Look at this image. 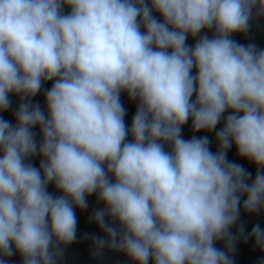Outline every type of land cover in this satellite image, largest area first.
Listing matches in <instances>:
<instances>
[{
	"label": "clouds",
	"instance_id": "9594fccd",
	"mask_svg": "<svg viewBox=\"0 0 264 264\" xmlns=\"http://www.w3.org/2000/svg\"><path fill=\"white\" fill-rule=\"evenodd\" d=\"M260 17L264 0H0V112L21 101L15 124L0 116V264H59L93 194L95 255L234 264L241 239L264 252V228L238 224L264 212V49L232 38ZM122 93L138 101L130 127ZM222 118L216 152L182 135Z\"/></svg>",
	"mask_w": 264,
	"mask_h": 264
},
{
	"label": "crops",
	"instance_id": "0c3cea01",
	"mask_svg": "<svg viewBox=\"0 0 264 264\" xmlns=\"http://www.w3.org/2000/svg\"><path fill=\"white\" fill-rule=\"evenodd\" d=\"M70 11V9L65 8V12ZM204 32L202 31L200 35H203ZM209 36L211 34L207 33ZM251 43H255L259 49H264V17L255 18L252 23L250 30L247 33ZM199 37L193 38L189 36L187 38L186 43L189 45H194L196 42V39ZM10 100L12 102L11 108L6 112H0V116H3L4 119L10 121L12 124H15V116L14 112L15 109L20 104V97L18 95L10 94ZM121 99L126 103L128 109L132 113V115L135 114L138 101L130 100L128 98L127 93L121 94ZM193 99H195V95L193 96ZM32 103L36 104L39 103L42 110L46 111V104L44 101L43 96V89L41 93L37 94L35 97L32 98ZM228 113H225V116ZM191 120L188 121L187 124L183 126L182 129V135L185 139H190L193 135L197 137L207 136L210 141V150L212 152L217 151V141L215 139V131L219 130L224 125L223 118L221 119V122L217 125L216 130L212 132L207 131H201V132H193L191 128ZM40 160V158H39ZM53 195L59 196L62 193L58 192L57 190H54L51 192ZM88 200V208L86 210L81 211L80 209H76V216H77V233H87L89 230V227L94 222H89V217L92 215V213L99 208H104L105 205L102 202H99L97 199L96 194H93L92 196L87 197ZM239 223H243L245 225V234L251 232V229L256 225L259 224L261 228H264V212L259 214H248L245 212H241L240 219L238 221ZM232 231H236V228H233ZM104 233L101 231V236H103ZM248 244H255L253 239H248L247 242H244L243 239H241L236 246V251L233 254V258L236 256L237 249L243 248L244 246ZM216 247L223 249L224 245L223 242H217ZM81 252L83 253V264H107V263H116L120 261L123 258H126L127 256L123 253L112 251L105 249L101 255H95L94 249L90 250L89 245H82L81 246ZM12 257L9 258V264L11 262Z\"/></svg>",
	"mask_w": 264,
	"mask_h": 264
},
{
	"label": "trees",
	"instance_id": "16d2710c",
	"mask_svg": "<svg viewBox=\"0 0 264 264\" xmlns=\"http://www.w3.org/2000/svg\"><path fill=\"white\" fill-rule=\"evenodd\" d=\"M156 15L157 18H160L159 14ZM207 33L211 35L213 34L211 30H209ZM232 38L244 45L251 43L247 34H242V33L233 34ZM193 75H195V69H193ZM52 83H53L52 81L46 82L43 88L44 89L50 88ZM121 101L126 109L125 123L130 127L133 115L128 109L126 103L122 99ZM33 131L36 133V139L39 142L41 139L39 127L37 126L36 128L33 129ZM129 139H131V137H129ZM227 158L229 161L241 164L249 173H251L252 179L255 178L257 166L248 159L240 157L237 154V149L235 145H233L229 149L227 153ZM31 163L34 166L38 167L39 157L31 159ZM54 190H56L54 185L48 186V191L50 193ZM242 203H243V198L241 200V204ZM93 235L101 236V230L95 223H93L89 227L87 233L76 232V240L72 244L64 248L63 256L60 259L59 264H83V253L81 252L80 248L82 245H89V249L93 250L94 246H93V241L91 239ZM262 259H264V252H261V250L255 246V244H248L243 248L237 249L236 256L234 258V264H258V261ZM10 264H22V258L18 253L12 256ZM107 264H133V262L128 257H126L116 263H107ZM150 264H152L151 261Z\"/></svg>",
	"mask_w": 264,
	"mask_h": 264
}]
</instances>
